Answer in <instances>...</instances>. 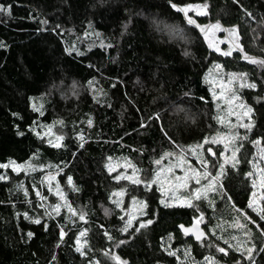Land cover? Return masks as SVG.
<instances>
[{
	"label": "trees",
	"instance_id": "16d2710c",
	"mask_svg": "<svg viewBox=\"0 0 264 264\" xmlns=\"http://www.w3.org/2000/svg\"><path fill=\"white\" fill-rule=\"evenodd\" d=\"M172 2L206 4L205 15L192 10L188 15L201 25L219 21L222 28L235 27L234 42L249 57L264 60V31L245 14L247 10L256 20L264 18V0ZM0 5L6 9L0 11V164L39 167L32 173L0 168V175L7 176L0 180V264H115L106 253L127 264H205L206 256L220 264H250L234 249L227 255L217 251V246L228 248L224 239L242 232L235 229L238 220L250 233L245 246L255 245V264H264V232L244 215L264 224L247 207L257 144L264 147V66L242 59L237 49L224 56L209 48L199 29L170 7V0H0ZM164 25H178L183 35L161 30ZM210 36L222 51L229 50L233 37L228 32ZM217 64L225 72L246 74L256 84L239 90L253 109V126L238 138L239 159L223 178L231 200L214 191L191 207H164L155 187L146 190L143 184L113 179L106 167L111 159H130L142 178L150 179L154 161L165 153L189 152L203 137L225 130L223 109L207 81ZM155 112L161 113L163 120L156 123L163 124L167 136L149 121ZM48 126H57L61 147L42 136ZM47 172L58 173L59 186L77 212L71 219L65 208L59 215H45L54 198L44 181ZM121 189L124 208L133 197L145 201L146 215L138 221L151 218V225L133 234L137 221L127 233L120 231L122 211L112 194ZM103 207L110 212L104 214ZM80 210L84 220L78 219ZM201 212L206 236L197 241L179 226L194 224ZM36 218L40 224L33 222ZM85 229L87 250L81 255L76 241ZM120 240L127 242L117 246ZM170 251L176 255H168Z\"/></svg>",
	"mask_w": 264,
	"mask_h": 264
},
{
	"label": "snow or ice",
	"instance_id": "6c2138e0",
	"mask_svg": "<svg viewBox=\"0 0 264 264\" xmlns=\"http://www.w3.org/2000/svg\"><path fill=\"white\" fill-rule=\"evenodd\" d=\"M237 2H238V0H237ZM170 7L173 10H175V12L177 14H182L183 18L186 19V22L188 25H192L196 29H199L200 33L203 34L205 40L207 41L209 48H212L216 52H220L224 56H231L232 55V49H237L241 52V54H242L241 58L242 59H244L250 63H258L259 65L264 66V60L257 61L256 59L249 57L246 53H244L242 46L238 42H234V37L237 34V29L235 27L227 28V29L222 28L219 21H217L214 24L201 25V24L197 23V21L195 19H193L192 17H190L188 15L190 10L195 11L198 15H205L206 11H203L202 8L206 9L207 8L206 4L203 6L200 4L178 5L174 2H172V0H170ZM0 11H6V9H4V7L2 5H0ZM7 11L10 14V6L7 9ZM245 14L250 17V20L252 22L256 23L257 27L261 28V31H264V18H262L261 20H256V18L252 17L251 13L247 12V10H245ZM153 23L156 24L157 27H160V24L157 23V21L153 20ZM125 27H127V26H125ZM164 29H167L171 34H174V35H178V36L183 35V29H181L178 25H164L161 30H164ZM215 31H226V32H228L229 37H233V39H230L228 41L229 45H230L229 50L222 51L217 46V42L211 38L210 33L215 32ZM253 31H255V29H253ZM0 46H2V45H0ZM184 54L188 55V52H185ZM215 67L217 69H220L221 65L217 64ZM245 75L246 74H244V73H231L230 74V76L233 79L238 77V76L243 78ZM240 86L241 87H248V88H252V89L256 88L255 83H246L245 81H243V79L241 80ZM72 87H73V90H75V87H76L75 84H73ZM185 95H187V93H185ZM213 96L214 97L216 96L215 92H213ZM236 100H240V97L233 95L229 99L228 103L231 104L233 101H236ZM169 107L174 109L176 112L183 111V109H180L178 106H175V105H169ZM238 107L240 109H242V111L235 113V115L237 116V121H241L243 117L249 118L248 123H240L239 126L245 128V129L251 130L253 125L251 123L250 114L252 113L253 109L251 107L247 106L246 104H244L243 102H241L238 105ZM36 110H39V109H36ZM148 119H149V121H152L154 124H156L157 127L161 128L163 134L165 136H167V129L163 126V124L156 123V122L163 120L161 113L155 112L153 115H150ZM218 119H220V118L218 117ZM60 123H62V122H60ZM89 124H91V121H89ZM144 126L145 125L142 123L141 127H144ZM46 134L54 135L52 133L51 126L47 127ZM18 135H23V133L19 132ZM36 135L41 136V133H36ZM83 139H84V137H83V135H81L80 140L83 141ZM232 139H235L234 135L231 137H219V136H215L212 138H209L207 136L203 137L202 138V144H198L197 148H200L203 145H207V147L204 148L205 153L208 154L207 158L200 157L199 154L196 153L198 161L203 167V171H199L197 169L190 168L189 169V171L191 172L190 176L186 173V175L184 177H176L175 178L176 181H178L177 185L172 186L170 184V182L167 180H165L164 183H169V186L173 187V190H175V187H187L188 180L194 179L195 183L197 185H199L200 181H201V176L211 177L209 183L207 185H205L204 188H200V187L194 188L192 190V193H191V198L185 200L184 203L187 206L191 207L192 206V199H197V200L201 199L202 194L206 193L208 190L219 192L222 194V196L225 200H231V197L226 195L227 189H226V185L223 183V178L226 177V175H227V173L225 171V162L226 161L222 162L221 157L224 155V151L228 150L229 141ZM62 140H63V136L57 135V136H55L56 142L53 144V142L51 140H49V143L53 144V147L59 148V147H61L60 141H62ZM255 143H259V140L255 141ZM217 144H223L224 151H220L218 149L214 150L213 145H217ZM79 146L81 148H83L84 144L81 143ZM164 155L168 156V155H171V153H165ZM213 157H215V159H213ZM109 159H111V158H109ZM231 159L233 161L232 168H235L236 162H237L235 149H233V151H232ZM154 163L156 165H160L161 161L159 159H157L154 161ZM181 163H184V161H181ZM209 163H211V165H212V172H210L208 170ZM10 166L12 167V170L14 172H19L21 170L27 171L31 168V165H27V164L20 165V164H15V162H12L11 165L10 164H0V168H3V169H7ZM177 166H180V165H177ZM106 167L108 168L109 173H111L114 170V168L111 164L106 165ZM125 167H132L133 168L132 175L131 176H128V175L121 176L120 174H117L115 177H113V179H115L117 181H119L121 179H127V180H130L135 185L143 184L146 190H150L151 184L161 181V171H165L164 169H161V171H157L155 173L154 177H152L150 179L141 180L137 175L139 172V169L135 168L134 165H130V164H126ZM166 171L170 172L171 168H168ZM213 172L215 173L214 175H213ZM248 175H251V173H249ZM53 178L54 177L52 175H47L44 177V180L48 181L49 191L52 190L51 185H52ZM6 179H7V176L0 175V180H6ZM67 180H68V183L71 184L72 178L70 176L67 177ZM42 183H43V181H42ZM262 186H264V185H262ZM17 187L20 190H23L25 196L27 197V195H28L27 189H24V186L22 184L17 185ZM161 190L165 191V189H163V188ZM37 195L39 196L40 193L38 192ZM56 195L60 197V200L63 201V204L62 203H55L53 205H49V208L51 209V211L49 212L46 210L45 215H51V214L59 215L61 208L66 207L68 213H70L69 219H71L72 216H76L77 215L76 209H74L71 206V204L67 203L66 197L64 196V193L59 189L58 183H57ZM112 195L116 196V197L123 196L124 191H123V189H121L120 191L114 192ZM252 195H253V197H255L256 193H253ZM41 199L43 200L45 198L41 197ZM113 203L117 207L121 206V201L119 199L113 200ZM133 203H135V197H133ZM254 203H255L254 201H250L248 203L247 207L251 208L254 212H256V214L259 218V221L264 222V208L255 207ZM160 204L163 205L164 207L170 206V203L168 201H166L165 199H161ZM209 204L211 205V201H209ZM40 207H44V205L41 204ZM144 207H147V204H145ZM121 210L123 211L124 209H121ZM197 211H199V209H197ZM238 211H242V210H238ZM85 215L86 214L83 212V210H80L79 215H78V219L84 220ZM142 215H146V213H142ZM244 215L252 224H254L256 226V228H258L262 232H264V224L258 223L256 220L252 219L250 216H247L246 213H244ZM24 216H25V218H28L27 213H24ZM203 219H204V213L201 212L199 217H194L195 225H199L203 221ZM121 220L124 221V224H123V227L120 229V231L123 233H127L129 231V229L132 228V226H133V217L129 216L127 219H125L124 216H121ZM33 222L36 224H40L41 221L39 218H36V219H34ZM152 223H153V220L151 218H149L147 220L138 221V226L134 228L133 234L135 232H139L142 228H145L147 225H151ZM179 227L183 230L185 235H188L190 233L192 235H194L195 239L197 241H201L202 237L204 236V232L201 231L198 227L194 226L192 228H187V227H184V225H180ZM238 227L240 229H244V235L245 236H248L250 234L249 231L246 229V226L244 224H239ZM86 232H87L86 229L81 231L79 233V236L80 237L85 236ZM27 235H28V237H31L33 235V233L28 232ZM59 235H60L61 239L64 237L65 232L63 229H61ZM105 235L107 236L108 234L105 233ZM108 238L111 239L110 236ZM230 241H235L236 243L233 244ZM126 242H127L126 240H120L117 246L123 245ZM76 243H77L76 251L78 253H80L81 255H84L82 248L79 246L81 243L79 238H77ZM246 243H247L246 241H240L237 236L233 235L230 237V239H224V244L227 245L228 248L226 249L225 247L217 246V251L219 253H223V254L227 255L229 250L234 249L235 251L241 253V259L242 260L247 259L250 262V264H255V260L253 258V252L255 251V245H252L250 247H246L245 246ZM208 246L212 247V245H208ZM260 251L264 252V248H261ZM184 254L186 257L189 256L190 255L189 250L186 249ZM106 255H110V258L115 261V264H127V261H122L121 257L119 255H115V254H111V253H106ZM168 255L175 256L176 252L170 251L168 253ZM204 260H205V264H219V262L217 260H215L213 257L206 256L204 258ZM236 264H240V261H237Z\"/></svg>",
	"mask_w": 264,
	"mask_h": 264
},
{
	"label": "rangeland",
	"instance_id": "374dc122",
	"mask_svg": "<svg viewBox=\"0 0 264 264\" xmlns=\"http://www.w3.org/2000/svg\"><path fill=\"white\" fill-rule=\"evenodd\" d=\"M94 39H96V38H94ZM230 74H231V72H225V71H223L222 68L217 69L216 67L211 69L207 74V81L210 84V89H211L212 95H213V92L216 93V96L215 97L213 96L214 100L216 102H218L220 107L223 109L222 110L223 111V117L221 119L223 120V123L225 125L224 126L225 130H222L220 132V134H218L216 136H219V137H231L233 135L235 136V139H232L229 141V148L227 151H224L223 144L213 145V148L215 150L218 149L220 151H224V155L221 157V161L222 162L226 161L225 162V171L228 169V167H232L233 161L231 159V154H232L233 149L236 150V161H238V159H239V149L237 146L238 138L240 137L241 134L246 133V131H248V129L240 127L239 124L249 122L248 117H243L241 121H237V116L235 115V113L242 111V109H240L238 107V105L241 102L244 103L243 99L241 98V96L239 94V90L242 88L240 86L241 80L243 79V81H245L246 83H249L248 79L245 76L243 78L238 76V77L233 79L230 76ZM233 95L240 97V100L233 101L231 104H229L228 101ZM251 115H252V113L250 114V118H251ZM251 123H252V121H251ZM51 128H52V133L54 135L46 134V130H47V128H46L43 130L42 136L46 138L48 143H49V140H51L54 144L56 142L55 136L60 135V134L57 132V129H58L57 126H55V127L51 126ZM212 137H215V136H212ZM62 141H60V144H62ZM53 144H50V145L53 146ZM199 144H202V143H199ZM197 145L198 144H196L195 147H192V148L190 147L189 152L188 151L186 152V150L179 149L180 152L177 153V155L164 156L160 160L161 161L160 165L155 164V170H154L153 177L155 176V173L157 171H161V169H164L165 171H161V181L151 184V187H155L160 192L161 198L168 201L170 203V206H186V207H189L184 203V201L191 198L192 190L196 187L204 188L205 185H207L211 179V177L201 176V181H200L199 185H197L195 183L194 179H191V180H188L187 187H175V190H173V187L169 186V183H164V181L167 180L170 182V184L172 186L177 185L178 181H176L175 178L176 177H184L186 175V173L190 176L191 175V172L189 171L190 168H194V169H197L199 171H203V167L199 163L196 153H198L200 157L207 158L208 154L205 153V151H204V148H206L207 145H203L200 148H197ZM257 150H258L257 151V158H256L255 163L253 164L254 174L252 175L253 180H252V185H251L252 186V194L256 193V196L253 197V195H251L250 201L255 202L254 203L255 207L264 208V186H262V185H264V147H262L260 144H257ZM213 159H215V157H213ZM181 161H184V163H181ZM11 163L12 162H10L9 164L11 165ZM15 164H17V163H15ZM25 164L31 165V168L29 170H27V171L21 170V171H24L26 173H32L33 171L39 169V167H37L31 163H25ZM25 164H20V165H25ZM108 164H111L113 166L114 170L111 173H114L115 176L117 174H120L121 176H124V175L131 176L133 173V168L132 167H125V165L126 164L134 165L135 168L139 169V172L137 174L138 177L141 180H144L142 178L141 169L138 168V166L136 164H134L128 158L111 159L110 162H108ZM177 165H180V166H177ZM10 168H12V167L10 166ZM168 168H171L170 172L166 171ZM208 170L210 172H212L211 163H209V165H208ZM214 174L215 173L213 172V175ZM47 175H52L54 177L52 180V185H51V188H52L51 192H52V195L54 197L51 199L52 205L55 203H62L63 204V201L60 200V197L56 195L57 183H58V177H57L58 173L57 172H47V173H45L44 177ZM122 180H127V179H122ZM44 181L49 188L48 181L47 180H44ZM58 185H59V183H58ZM162 188L165 189V191H162L161 190ZM59 189L62 191L60 186H59ZM118 191H120V190H118ZM213 192L214 191H212V190H208L206 193L202 194L201 199L207 197L208 195H210ZM64 196H65V194H64ZM124 196H125V192H124L123 196H119V197L113 196L112 200L119 199L121 201V206L117 207V208L120 210L124 209L123 211L122 210L121 211H122V216H124L125 219H127L129 216L133 217V225H134L138 221V219H140L141 217L144 216V215H142V213H145L146 207H144V205L146 203L142 199H135V203H133V200H132L131 203L127 206V208H124ZM199 200L192 199V206ZM67 203H68V201H67ZM62 208H65L67 210L66 207H62ZM62 208H61V210H62ZM102 210H103L104 214H108L110 212L109 208H107V207H103ZM239 224H244L246 226V224L243 220H238L236 222L235 229L242 231V232H239L238 235H236V236L238 237V239L240 241H245L244 240L245 239L244 229H240L238 227ZM78 238L80 239V242H81L79 246L82 248V251L85 252L87 250L86 235L83 237L79 236ZM249 238H250V234L247 236L248 241H250ZM245 245H247V243ZM247 247H250V246H247ZM186 258L190 259L191 257L187 256ZM91 264H99V263L95 261Z\"/></svg>",
	"mask_w": 264,
	"mask_h": 264
},
{
	"label": "water",
	"instance_id": "95a60500",
	"mask_svg": "<svg viewBox=\"0 0 264 264\" xmlns=\"http://www.w3.org/2000/svg\"><path fill=\"white\" fill-rule=\"evenodd\" d=\"M198 227L201 231H203L204 232V236L203 237H205L206 236V232H205V230L203 229V227L201 226V224H199V225H195V223L194 224H192V225H189V226H184V227H187V228H192V227ZM181 229V228H180ZM182 230V229H181ZM183 231V230H182ZM188 235H190V236H192L193 238H195V236L194 235H192L191 233L190 234H188ZM202 237V238H203Z\"/></svg>",
	"mask_w": 264,
	"mask_h": 264
}]
</instances>
